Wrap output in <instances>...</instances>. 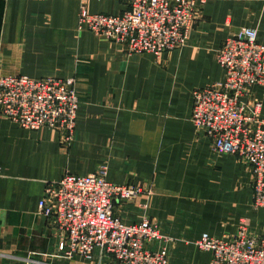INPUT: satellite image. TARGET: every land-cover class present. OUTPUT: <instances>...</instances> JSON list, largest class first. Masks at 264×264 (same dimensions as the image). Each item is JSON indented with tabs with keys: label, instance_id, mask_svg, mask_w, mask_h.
<instances>
[{
	"label": "crops",
	"instance_id": "obj_1",
	"mask_svg": "<svg viewBox=\"0 0 264 264\" xmlns=\"http://www.w3.org/2000/svg\"><path fill=\"white\" fill-rule=\"evenodd\" d=\"M119 15L128 0H0V76L73 79L80 106L72 140L30 130L0 114V264H118L58 249L65 234L39 212L48 182L66 172L88 175L103 166L113 183L144 186L133 201H115L125 223L150 218L174 239L168 264H211L196 242L238 232L264 233V207L253 209V176L232 153L214 151L192 122L196 88L223 81L217 53L245 27L264 43V0H207L197 11L188 45L128 54L80 26L79 12ZM259 101L254 85L243 103ZM38 262H33L31 259Z\"/></svg>",
	"mask_w": 264,
	"mask_h": 264
},
{
	"label": "built area",
	"instance_id": "obj_2",
	"mask_svg": "<svg viewBox=\"0 0 264 264\" xmlns=\"http://www.w3.org/2000/svg\"><path fill=\"white\" fill-rule=\"evenodd\" d=\"M128 5L119 15L90 13L83 6L79 24L128 54L160 55L188 45L201 2L128 0ZM217 59L225 78L194 90L192 122L211 139L214 151L232 153L250 168L252 206L259 209L264 207V111L261 102L242 99L251 86L264 87V43L256 29L242 28L223 42ZM79 106L73 79L0 76V114L23 128L57 131L68 143ZM107 174L106 166L88 175L66 172L46 184L39 212L65 234L60 252L88 261L101 252L119 264H168L173 238L150 218L129 224L115 213V201H133L150 190L113 183ZM196 245L211 253V264H264V233H251L247 219H241L236 234L224 238L204 234Z\"/></svg>",
	"mask_w": 264,
	"mask_h": 264
},
{
	"label": "rangeland",
	"instance_id": "obj_3",
	"mask_svg": "<svg viewBox=\"0 0 264 264\" xmlns=\"http://www.w3.org/2000/svg\"><path fill=\"white\" fill-rule=\"evenodd\" d=\"M206 1L207 0H200V2H201V7L206 3ZM232 36V35H231ZM16 75H18V74H16ZM218 82V81H217ZM254 86V85H253ZM252 87V86H251ZM253 102H255V101H253ZM263 110V109H262ZM12 121V120H11ZM31 130V129H30ZM49 130V129H48ZM67 143V142H66ZM250 169V168H249ZM144 194V193H143ZM142 195V194H141ZM132 201V200H131ZM124 202H128V201H124ZM165 235H167V234H165ZM169 236V235H168ZM171 237V236H170ZM172 238V237H171ZM171 245H172V243L168 246V248H169V250H170V247H171ZM95 258V257H94ZM94 260V259H93ZM93 260H91V261H93ZM31 261H33V262H38L37 260H35V259H31ZM118 263V262H117ZM119 264V263H118Z\"/></svg>",
	"mask_w": 264,
	"mask_h": 264
}]
</instances>
